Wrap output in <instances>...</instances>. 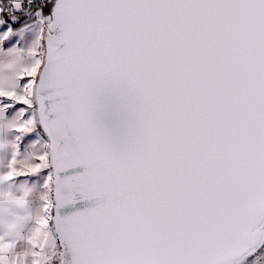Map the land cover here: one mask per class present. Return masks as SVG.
Returning a JSON list of instances; mask_svg holds the SVG:
<instances>
[{
  "label": "snow or ice",
  "instance_id": "6c2138e0",
  "mask_svg": "<svg viewBox=\"0 0 264 264\" xmlns=\"http://www.w3.org/2000/svg\"><path fill=\"white\" fill-rule=\"evenodd\" d=\"M16 52L0 185L47 194L30 252L3 225L0 264H264V0H0V56ZM34 137L47 150L18 166Z\"/></svg>",
  "mask_w": 264,
  "mask_h": 264
},
{
  "label": "rangeland",
  "instance_id": "374dc122",
  "mask_svg": "<svg viewBox=\"0 0 264 264\" xmlns=\"http://www.w3.org/2000/svg\"><path fill=\"white\" fill-rule=\"evenodd\" d=\"M31 37L25 38L24 41H22L23 47H27L28 40ZM7 57V55L0 56L2 60H4V57ZM41 56L43 57V52H41ZM5 57V58H6ZM12 57V56H11ZM5 61V62H4ZM3 64L0 65V86H3L4 88L14 87L17 85V81L15 79V73H17L21 68L24 66H27L31 63V57L27 54H21L20 52H16L15 55L11 58V62L8 63L7 60H4ZM11 69V70H9ZM12 116L9 114V122H11ZM9 140L12 144L14 140V133L9 132ZM26 149V153H24ZM47 149L45 147V143L43 139H40L39 141L36 140L34 137L33 140L26 141L25 143L21 144V154L18 157L17 164L18 166H24L27 164H30L33 162V157L37 154H40L42 152H45ZM12 154V151L9 153L8 159L10 158ZM9 185V191L15 195V196H32L35 201L37 202V208L35 210V215L32 217L31 223L28 225V229L26 231V234L24 236L26 240L25 249L21 252L28 251L30 252V246L28 244V236L31 234L32 230L36 227L35 221L38 219L41 213V207L43 202V196L46 195V191L43 188V180L39 177H21L16 182ZM48 230L45 229V232ZM50 247L46 250L49 254V256L52 255V248H51V236L48 237Z\"/></svg>",
  "mask_w": 264,
  "mask_h": 264
},
{
  "label": "crops",
  "instance_id": "0c3cea01",
  "mask_svg": "<svg viewBox=\"0 0 264 264\" xmlns=\"http://www.w3.org/2000/svg\"><path fill=\"white\" fill-rule=\"evenodd\" d=\"M5 57L4 60H7V62L10 63L13 56ZM4 60L0 57V65H4ZM2 119L3 113L0 112V120ZM9 136L8 126L5 125L2 133H0V169H3V167L8 163L9 153L13 151V147L15 145V141L11 144ZM26 152L27 151L25 149L24 153ZM0 193H3L0 195V231H3L4 224H16L17 234L13 237L15 240V251L21 253L25 249L26 240L24 236L28 229V225L31 223L32 217L35 215L37 202L32 196H23L26 201L25 205L23 207H14L9 199V195L12 197L19 196H15L9 191L8 184L0 185Z\"/></svg>",
  "mask_w": 264,
  "mask_h": 264
},
{
  "label": "water",
  "instance_id": "95a60500",
  "mask_svg": "<svg viewBox=\"0 0 264 264\" xmlns=\"http://www.w3.org/2000/svg\"><path fill=\"white\" fill-rule=\"evenodd\" d=\"M104 110L102 113V123L109 130L114 139L120 140L125 133L124 120L125 116L119 102L111 97H102Z\"/></svg>",
  "mask_w": 264,
  "mask_h": 264
}]
</instances>
